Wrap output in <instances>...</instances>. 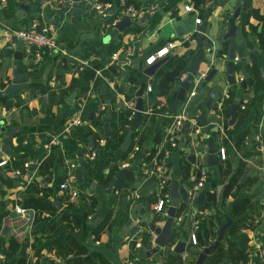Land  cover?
Here are the masks:
<instances>
[{"label": "crops", "instance_id": "1", "mask_svg": "<svg viewBox=\"0 0 264 264\" xmlns=\"http://www.w3.org/2000/svg\"><path fill=\"white\" fill-rule=\"evenodd\" d=\"M124 1L129 6L126 0H97L96 3L110 6L111 17L106 19L93 7L88 12L82 11L78 17L73 16L72 11L63 13L58 0H45L39 13L30 10L22 16L19 4L32 5L37 3L36 0H9L7 6L0 0L1 89L14 78L16 70L15 47L9 49L10 44L4 41L8 31L27 28L35 20L42 26L52 24L59 41V48L44 52L39 62L34 60V48L25 45L22 66L29 82L15 95V103L10 109L5 106L6 100L0 99V131L2 126L6 131H19L12 139L9 154L2 151L5 137L1 131L0 159H7L8 164L0 167L4 169L0 172V254L6 256L8 252L10 258L0 260V264H66L72 257L84 258L93 253L98 256L97 264H126L128 259L134 264L136 254L146 247L148 237L155 236L148 224L163 226L168 217L167 213L156 212L154 206L166 189H170L169 181L188 184L195 172L196 161L207 168L211 180L207 183L211 187L209 191L203 190L206 191L204 206L197 207L193 203L181 206L175 218L174 232L178 231L180 238L190 242L193 224L201 219L200 222L207 223L205 228L208 230L211 223L216 224L215 236L207 239L212 244L221 226L218 213L231 216L233 205L248 198L251 205L246 210L248 220L244 226L247 227L232 238L250 253L249 264H264L258 255V251L264 249V153L257 140L264 138V80L260 71L264 69V23L255 15L246 16L252 10H258L259 15L264 16V0H138L140 7L156 4L157 8L137 20L121 18ZM86 3L83 0L84 6ZM186 6L194 11L188 12ZM237 10H240L235 20V39L239 47L235 60L237 83L230 85L225 75L228 42L223 37ZM123 18L130 23L122 30L108 26ZM197 18L202 19L200 24L195 23ZM53 20H59V24ZM187 22L190 31L184 30L180 32L182 36H178L176 30ZM203 22L204 37L212 45L213 53L198 43L196 29ZM168 41H175L177 46L163 59L154 75L146 76L145 57ZM199 50L203 51V59L190 91L203 92L202 100H205L212 90H219V99L201 120L194 119L195 112L189 111L187 102L178 109L186 110L191 128L187 134L183 128L179 131V148L172 150L165 132L169 124L159 122L161 116L153 114L152 109L160 103L166 106L173 103L169 100L177 95L180 83L188 76V69L178 81L171 82V89L160 81L157 73L173 58L188 59L191 52L196 57ZM94 66L98 68L96 77L102 82L97 89L87 76ZM213 69L217 71L215 77L202 89L205 76ZM183 74L186 78L182 80ZM241 81L248 82L246 88L240 85ZM143 82L147 86L151 84L153 89L150 93L144 92L141 123L132 133L128 150H122L126 131L124 141L115 148V129L118 126L125 129L131 124L126 123L124 102L133 99L136 105L137 98L133 95ZM104 84L107 88L103 94ZM89 85L90 89L87 88ZM227 101L231 107L229 114L224 108ZM233 106L236 119L230 125ZM107 109L111 114L109 120L105 118ZM74 118H81V123L72 125ZM107 121L110 122L109 137L104 129ZM158 135L161 136L159 143ZM57 136L59 144L45 153L43 143ZM211 137L216 142L219 164L207 167V140ZM91 139L97 146L96 157L88 160V169H83L77 165L80 161L78 152L81 150L87 157L92 151ZM136 146L138 150H135ZM222 148L226 152L225 159L220 156ZM193 154L196 156L194 164H185L187 157ZM73 161L76 162L75 169L70 168ZM24 162H29V168L23 166V172L17 174L16 163ZM240 165L243 173L233 184L232 178ZM127 167L129 172L111 192H106L104 187L110 181L106 179L109 173L115 168ZM79 172L83 174L82 182L77 180ZM68 176L70 186L79 191L77 199L72 201L70 190L60 188L63 177L66 180ZM162 180H166L169 187H162ZM93 182L96 183L95 192L91 193ZM149 195L152 198L148 213L146 201ZM34 198L52 205L54 211L50 209L49 213L34 208L40 217L52 214L48 216L49 224L40 222L29 226L15 212V206L26 207ZM64 215L70 219L62 221ZM142 216L147 219L144 223H140ZM56 221L63 224L62 231L68 234L60 247L49 244L53 240L49 227ZM135 223L138 229L131 234ZM201 234H204L203 228ZM243 234L248 237L244 243ZM172 248V245L163 248L153 257V264H195L204 245L197 243L182 255L175 254ZM225 261L234 264L229 259Z\"/></svg>", "mask_w": 264, "mask_h": 264}, {"label": "water", "instance_id": "2", "mask_svg": "<svg viewBox=\"0 0 264 264\" xmlns=\"http://www.w3.org/2000/svg\"><path fill=\"white\" fill-rule=\"evenodd\" d=\"M45 0H36V4L29 5L26 2H21L19 4L20 13H22V16L25 12L28 11H41L42 2ZM97 0H88L87 3L83 4V1L78 0L71 4L70 7L65 8L63 10V13H68L69 11H72V15L75 17L81 16L82 11L88 12L92 9L93 5L96 4ZM240 10H237V12L234 14V16L229 21V30L223 37L224 41L228 42V52L225 56L227 62L226 67V77L227 81L230 85H235L237 83V78L235 74V60H236V52L239 50V47L236 44V33H237V25L235 23L236 18L239 16ZM18 13V14H20ZM21 16V17H22ZM146 18L144 20L146 21ZM142 20V22L144 21ZM54 23L59 24V20H53ZM130 22L128 19L123 18L120 22L116 24V28L119 30H122L126 25H128ZM133 27H135V23L132 24ZM184 30L187 32L190 31V24L187 22L182 27L178 28L176 30L178 36H182L180 32L182 33ZM204 30H205V24L204 22L197 27L198 31V43L199 46H205L208 49L209 53H213V47L208 42V40L204 37ZM9 49H13L12 46H8ZM24 48L25 44L22 40H19L15 46V53L13 55L14 60H16V70H15V76L14 78L6 85L4 89H1L2 79H0V99L6 100L5 106L7 109H10L14 103V97L18 92L26 86V84L29 82V78L25 76V70L22 66V62L24 60ZM7 59H9L7 57ZM203 59V51L199 50L196 57L194 58L193 63L188 68V76L186 79H184L180 83V87L178 90V93L176 95L175 100L173 103L169 106L168 110L164 112L165 115H169L172 113H175L179 108H183L186 105V96L190 89L192 88L194 79L197 78L199 72H200V66ZM164 60H160L156 62L155 64L149 66L144 70V74L146 76H152L155 74L157 68L162 64ZM261 78L264 80V69H261ZM217 71L216 69L211 70L204 78V81L201 84V88L205 89L207 87V84L209 81H211ZM247 81H241L240 85L243 88H246ZM147 84L143 82L140 85V88L137 90V92L133 95L137 98L136 103V114L134 119L132 120L131 124L127 127H125V131L127 132V137L123 143L122 150L126 151L128 150L131 140H132V133L136 132L142 117H143V111H144V92L146 90ZM106 84L103 85L101 92L104 94L106 91ZM203 92H196L194 96L191 98L189 103V111L192 110L195 112V120H201L204 119L206 113L210 112L214 106V102L219 99L220 91L219 90H212L209 94V96L202 100L203 98ZM105 98V97H104ZM109 104V101L107 102ZM111 117L110 110L107 109L105 118L109 120ZM236 119V113H235V106L232 107V118L230 120V125L234 124V121ZM202 125H206L205 122H201ZM191 128V122H186L182 131L184 133H188L189 129ZM104 129L106 131V136H110V122H106L104 124ZM1 131L3 132V135L5 137L4 144L2 146V151L5 154H9L11 152V143L12 139L15 136V133L19 132L18 129H12L9 131H6L5 128L2 126ZM92 143V150H96L97 146L93 139H91ZM208 144V156L206 158V166L207 167H213L217 166L219 164V156H218V149L216 147V142L213 137L209 138L207 140ZM78 157L80 158L79 163L77 164L80 168L88 169L90 166L89 161L84 156L83 152L80 150L78 152ZM196 156L190 155L187 157V160L185 161V164L193 163L195 162ZM3 168L0 169V172H3ZM130 168H122L119 170V172L105 185L104 190L106 192H111L113 186L121 180L128 172ZM82 172H79L77 175V180L79 182H82ZM187 177V175H186ZM170 184V201H169V209L167 210V219L164 222L163 226H157L154 223H149V228L152 232H154L155 236H149L146 242V247L138 252L136 254V259L134 264H153V257L156 256L161 252L163 248H166L167 246H173L172 251L175 254L182 255L185 252L193 249L196 245L190 241L188 242L186 238H180L178 231L174 232V224H175V218H177L178 210L181 208V206L184 203H190L189 199V186L188 184H181L180 181H169ZM95 186L96 183L93 182L90 186V192H95ZM210 183H206L205 190H210ZM206 191L200 192L199 195L193 200V204L197 207H202L205 204L206 200ZM152 196L149 195L147 198V212H151L150 203H151ZM146 216H142L140 223L146 222ZM226 223L222 224L218 228V232L216 234V240L210 244L208 241L204 242V248L199 253L195 264H205L209 256H211L221 245V243L226 238V232L228 228L232 225L233 219L228 214L226 215ZM177 225H179L177 223ZM138 229V225L135 223L134 227L130 230V233H134ZM62 264V263H58ZM220 264H228V261H224Z\"/></svg>", "mask_w": 264, "mask_h": 264}, {"label": "built area", "instance_id": "3", "mask_svg": "<svg viewBox=\"0 0 264 264\" xmlns=\"http://www.w3.org/2000/svg\"><path fill=\"white\" fill-rule=\"evenodd\" d=\"M4 6H7L9 3V0H1ZM75 1L78 0H58V5L65 9L71 6V4ZM83 1V0H81ZM88 1V0H86ZM123 9L121 10V18L122 17H131L135 20L140 19L152 12L155 11L157 8L156 4H151L149 6H144V7H136L133 5L126 6L125 1L123 2ZM94 10L101 15L103 18L109 19L111 17L110 13V6L108 5H102L100 3H96L93 5ZM185 10L188 12L194 11L192 7L186 6ZM202 21L201 18H197L195 20L196 24H200ZM118 23V20H114L111 23L108 24V26H116ZM196 32L197 29H196ZM19 40H22L24 44L29 47V48H34V60L36 62H39L42 59V56L44 52H51L59 48V41H58V36H57V30L54 28L52 24H47V25H40L37 21H33L31 26L23 29H12L8 31L5 36H4V41L6 44H10V46L15 47L17 42ZM177 46L175 41H168L162 46L158 47L157 49L153 50L151 53H149L144 60V67H149L156 62L164 59L167 55L171 53V51ZM114 57L117 58L118 54H114ZM186 78V74H183L182 80ZM152 85L149 84L147 86V93L152 92ZM196 91H190L187 94L186 97V102L187 104L190 103L191 98L194 96ZM125 104V109L127 112V122L131 123L132 120L135 117V114L137 112L136 110V105L135 101L133 99L127 100L124 102ZM223 106V105H221ZM169 108V106H166L165 103H160L157 106H155L152 109V113L155 114L156 116H162L159 112L163 108ZM167 118L170 119L169 125L166 127V134H167V143L170 144V147L173 149H178L179 148V131L183 128L186 122H191V120L188 119L187 113L185 109H181L176 111L175 113L165 115ZM82 121L81 118H74L72 120V125H77L80 124ZM257 140L260 142V150L262 153H264V138L258 137ZM103 142V140H101ZM59 144V139L58 136L52 138L48 142L43 143V149L45 150V153H49L52 151V149ZM2 146V133L0 131V150ZM139 147L136 146L135 150H138ZM186 157V154H184ZM220 156L222 159L226 158V152L225 149L220 150ZM96 157V151L92 150L88 155H87V160H93ZM8 164V160L3 158L0 159V167H4ZM29 162H24L23 166L27 169L29 168ZM70 168L75 169L76 168V162H70ZM194 174L190 176V180L188 183L189 186V199L190 203H193V200L196 198L197 195H199L200 192H202L205 189V185L207 183L208 179V173H207V168L204 167L202 162L196 161L194 164ZM17 174H21V170L16 169ZM161 186L164 188L169 187L167 185L166 180L161 181ZM60 188L62 190H70V201L76 200L79 191L70 186V176L66 178V180L60 184ZM169 201H170V193L168 188L165 191V194L161 195V198L157 202V204L154 206V210L158 213H162L166 215L167 210L169 208ZM15 212L20 216V218L24 221H26L29 226H33L36 224V218H37V211L34 208H27L21 205L15 206ZM206 214V212L204 213ZM201 219L197 220L193 224V231L191 234V241L196 245L198 243V238H197V231L199 228ZM258 255L260 258L263 260L264 263V249H260L258 251ZM185 257V256H183ZM5 255L0 254V260H4ZM126 264H133L132 260H127Z\"/></svg>", "mask_w": 264, "mask_h": 264}, {"label": "trees", "instance_id": "4", "mask_svg": "<svg viewBox=\"0 0 264 264\" xmlns=\"http://www.w3.org/2000/svg\"><path fill=\"white\" fill-rule=\"evenodd\" d=\"M247 1V0H246ZM127 5H136V7H140L141 2H138V0H126ZM250 15H255L260 21H262L264 23V16L263 15H259L258 10H252L250 11L246 16L249 17ZM247 20V18H246ZM261 37V35H260ZM195 57V53L191 52L190 56H188V59H183V58H176V59H172L170 61L167 62L166 66L162 69H160L157 73L158 77L160 78V81L165 84L169 89H171L172 83H175L176 81H178V79L180 78V76L182 75V73L186 72L188 67L190 66V64L192 63L193 59ZM97 66L91 67L88 70L87 76H88V80L91 83L92 81H94V87L97 89L101 84V80H99V78L96 77V72H97ZM172 70V71H171ZM259 81H257L258 83ZM88 89H90V85L87 87ZM176 97V95L173 96V98H171L169 101L173 102L174 98ZM168 101V103H169ZM167 103V104H168ZM224 108H225V113L229 114L230 112V102L227 101L226 103H224ZM166 108H163L159 113L162 115L160 117V120H158L159 122H161L162 124H166L168 125L170 123V119L167 118L166 116H164V111ZM128 123V122H126ZM126 136V132L125 129L122 128L121 126H118L115 131H114V137H115V143H114V147L118 148L121 143L124 141ZM159 137H161L160 135H158L157 137V143H159ZM239 140H240V136L237 139V144H239ZM47 141V140H46ZM156 143V145H157ZM168 147L172 150H174L173 148L170 147V144H168ZM16 169L21 170V172H23V164L20 163H16L15 165ZM119 169L115 168L113 169L108 177L106 178L107 181L111 180L116 173L118 172ZM243 170H242V165H240V167H238L235 175L232 178V183H236L238 178L240 177V175H242ZM65 181L64 177L63 180L61 182V184ZM207 181H211L209 178L207 179ZM31 204L26 205L27 208H35L38 211H43L46 213H49L48 211L50 209H53L52 205L48 202H45L44 200L38 199V198H34L33 200H31ZM250 200L248 198H244V199H240L239 201H237L233 207H232V213H231V217L233 219V223L232 225L228 228L227 232H226V241L224 244H221L218 249L211 255L209 256V258L207 259L205 264H220L222 262H224L225 260L229 259L230 261H232V263L234 264H249L250 261V253L247 252L246 250H244L243 248L239 247L237 245L236 240H234L232 237L237 235L240 231H242L243 227L244 229L247 227H245V222L248 220V213L246 214V210L250 207ZM52 211V212H53ZM91 211L89 212V214H91ZM38 213V212H37ZM51 216L52 214H46L45 217H40V215H37L36 218V223H48V216ZM218 218V223L219 225H222L226 222V217L221 214L218 213L217 215ZM70 219V218H69ZM68 216L63 217V220H69ZM49 224V223H48ZM206 222H200L199 224V228L197 231V238H198V244L200 243V245H204L205 241H208L207 239H209L211 236H215L213 229L216 226V224L211 223V228L208 230L206 229ZM62 223L59 222H54L52 224H50L49 229L51 230V235L53 238V240L49 243L51 245H55L56 247H60L61 244L64 243L65 238L68 236V234L64 233L62 231ZM45 227V226H44ZM203 228L204 234H201V230ZM41 231L43 230V228L40 229ZM203 235V236H202ZM248 241V237L245 236V234L242 235V243L247 242ZM7 258H10L9 253L7 252L6 256ZM97 254H90L86 257H81V256H76V257H72L70 259H68L66 264H97ZM132 258L134 259L135 257L132 256ZM173 264V263H172Z\"/></svg>", "mask_w": 264, "mask_h": 264}]
</instances>
